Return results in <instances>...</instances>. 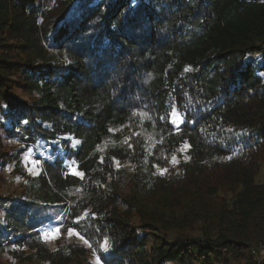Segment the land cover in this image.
Returning <instances> with one entry per match:
<instances>
[{
  "label": "trees",
  "instance_id": "16d2710c",
  "mask_svg": "<svg viewBox=\"0 0 264 264\" xmlns=\"http://www.w3.org/2000/svg\"><path fill=\"white\" fill-rule=\"evenodd\" d=\"M40 1L56 0H0V49L10 48L2 45L4 32L6 40L23 41L32 66L16 74L38 98L28 108L2 94L0 108L12 118L10 131H22L23 145L53 147L55 159L32 180L28 203L6 210L0 247L40 242L41 216L65 213V222L77 225L85 209L96 219L84 224L112 235L107 264H193L191 253L206 263L218 247L264 246V0H61V25L47 19ZM79 10L84 26L72 29ZM3 60L0 78L8 70ZM122 95L135 99L121 106ZM183 144L188 161L176 172L169 159ZM61 151L82 177L54 155ZM126 166L135 203L147 197L173 210L179 201L183 230L203 238L174 250L169 242L156 246L152 234L149 245L120 210ZM140 217L144 226L171 228L163 215ZM38 250L63 264L59 250Z\"/></svg>",
  "mask_w": 264,
  "mask_h": 264
},
{
  "label": "rangeland",
  "instance_id": "374dc122",
  "mask_svg": "<svg viewBox=\"0 0 264 264\" xmlns=\"http://www.w3.org/2000/svg\"><path fill=\"white\" fill-rule=\"evenodd\" d=\"M56 0L44 4L43 1H40L37 6L45 9V12L49 14L47 19H52L57 17L59 20L58 23H62V11L63 4L62 2ZM70 5L78 4V0H69ZM88 1V0H87ZM48 7V8H47ZM112 11V10H111ZM109 13H112V12ZM78 18L75 22L69 23L72 25V29H76L77 26L83 25V20H85L84 12L81 13L79 10ZM76 15V14H75ZM38 22L43 23V19L38 17ZM88 30V29H87ZM85 34L92 35L90 31H84L82 36ZM2 39V45H9L10 48L0 49V57L3 58L5 65L8 67V70L5 74H2L0 78V95L6 94L7 102L16 101L24 107L30 108L31 106L37 105L38 98L37 94H34L30 91L28 83L25 84L22 73L16 74L17 69L31 67L32 64L28 60V57L23 51H21V46L23 45L22 40H6L7 35L4 32ZM52 51V50H51ZM260 57H262L260 55ZM62 63L65 62L66 58L63 57L60 59ZM42 65V64H38ZM133 93V92H132ZM131 93L126 95L130 96ZM125 95L121 96V106H127L133 99L144 97L145 95L140 94V96L128 97ZM133 96V95H132ZM2 98V97H1ZM2 102H4L1 99ZM13 114V112H11ZM15 114V111H14ZM12 118L9 116L8 112L2 107L0 108V222L2 221L6 224L5 218H7V209L11 207L13 211L16 210V205L18 203H28L29 192L32 191L30 187L32 180L40 176L42 173L45 174V161L53 162L55 156L52 155L53 147H45L40 150L36 147H27L23 145V133L13 132L11 129ZM63 142V140H61ZM27 148H29L27 150ZM188 145L183 144L178 150L177 155L172 159H169V166L172 170L179 172V166L181 163L188 161ZM39 150V152H37ZM54 155H59V157H64L67 160L64 163V166L70 168L72 172L80 177L82 173L78 170V167L72 166V161L68 159V154L64 152H54ZM44 159V162L40 159ZM121 180L119 181L120 189L116 193L119 196L121 201L122 208L121 212L127 213L125 222H130L134 230H139V232H144V239H148L149 245H154V241L151 242L152 238L155 235V240L157 241L156 246H161L163 248L166 243H173L172 248L175 250L178 247L177 242H183L185 239H200V233L198 231L183 230V206L179 205L178 202L174 203L173 210H166L157 205L152 204L154 200L139 198L137 197V202L133 201V198H136L135 191L133 188V178H132V169L129 166L123 171ZM258 182H264V164H262L261 174L258 176ZM182 192H178L179 196H182ZM6 201V202H5ZM4 202V203H3ZM132 202L134 205H132ZM137 206V208H135ZM37 208V207H31ZM229 209V208H228ZM80 214L74 221L77 225H71L66 223L64 220L65 213H58L54 216H50V213L39 218V222L35 225L38 227V231L42 232V241L36 242L32 245L26 244L24 247H18L17 245L9 247H0V264H53L51 261L43 258L42 253L38 250V247L43 248L45 255L50 252L59 250V254L62 256V262L66 264H107L104 260V252L110 250L112 235L106 237L105 234L108 233V230L104 228L99 231H95L94 226L89 224H84L87 218L95 220L93 213L90 212V209H85L83 212H78ZM154 214L163 215L168 221V225H173L180 227L181 230H160L155 226H144L147 222L143 221L140 216H145L150 218ZM179 221V224H175L176 221ZM49 221V222H48ZM155 233V234H154ZM143 234V233H142ZM140 234V236H142ZM153 234V235H152ZM151 235L153 237H151ZM111 238V240H110ZM205 239V238H204ZM120 243V242H119ZM183 243L180 244L179 249L183 250ZM240 248V247H239ZM242 248V247H241ZM216 249V248H215ZM237 249V248H236ZM213 250V249H211ZM103 254L101 255V252ZM203 251V250H202ZM217 251V253H216ZM212 252H209V257L202 256L208 261L206 263H200L198 260L201 258L200 254L191 253L194 257L193 264H247L249 258L257 260L259 264L264 263V246L261 248L252 247L248 251L246 250H234L231 248H217ZM120 252V251H118ZM178 255L180 252L184 251L176 250ZM241 253H245L244 256ZM41 254V255H40ZM202 255L204 253H201ZM182 257V256H181ZM212 257H219L217 261H212ZM56 264H62L58 261ZM174 264V263H167Z\"/></svg>",
  "mask_w": 264,
  "mask_h": 264
}]
</instances>
